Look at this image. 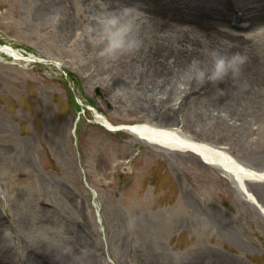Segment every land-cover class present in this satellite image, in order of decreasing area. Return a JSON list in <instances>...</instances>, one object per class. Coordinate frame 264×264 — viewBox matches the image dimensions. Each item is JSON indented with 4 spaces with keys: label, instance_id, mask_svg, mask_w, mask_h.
<instances>
[{
    "label": "rangeland",
    "instance_id": "obj_1",
    "mask_svg": "<svg viewBox=\"0 0 264 264\" xmlns=\"http://www.w3.org/2000/svg\"><path fill=\"white\" fill-rule=\"evenodd\" d=\"M176 1L0 0V42L60 66L0 55V264H264V217L228 177L93 116L175 129L264 171V41L210 37L200 8L222 0ZM162 73L184 78L167 104L148 99ZM247 187L264 206V185Z\"/></svg>",
    "mask_w": 264,
    "mask_h": 264
},
{
    "label": "bare ground",
    "instance_id": "obj_2",
    "mask_svg": "<svg viewBox=\"0 0 264 264\" xmlns=\"http://www.w3.org/2000/svg\"><path fill=\"white\" fill-rule=\"evenodd\" d=\"M236 3L237 2H233L232 0H222L221 5L218 7L212 6L209 9L200 8V10H203L204 13H208L209 17H216L217 20L220 19L227 24H230L231 22H234L235 24L242 23V20H247L248 18L252 22V28L249 30V34L246 33L245 35H236V33L229 31L227 26L222 24L218 25L216 22L219 21L215 19L214 22L216 24L213 22L206 24L208 26L207 29L211 31L209 35L213 39H216V37L219 38L221 36H226L230 39H237L239 42H241L238 45L256 48L260 46L261 42L264 41V16L251 10V7L249 6L250 2L248 0H242V4L240 3L238 5H235ZM176 4L184 6L185 3L179 2L177 0ZM241 25L245 24L242 23ZM167 27L168 26H165L164 28ZM0 54H5L10 56V58H14L15 60L29 61L27 59L25 60L24 57L15 50L8 48L0 47ZM162 76V81L151 86L149 88L150 90L147 91L149 96L148 99L149 101L155 100L158 102L163 98L162 103L167 104L168 102H173L174 99L179 95L181 90L180 86L184 83V78L183 76H169L165 73H162ZM159 95L162 96L159 98ZM166 116L168 123H172L175 120L172 113H169ZM221 119L223 118L220 117V120ZM260 132L262 136L256 141L258 144H261V142L264 144V124L260 126ZM127 133L132 135L136 140L147 145L150 144L151 146L162 147L170 151L180 153L188 152L193 154L205 165L211 166L220 173L226 175L229 180H231L232 184L235 185L236 191L240 193L243 201L255 206L257 208L256 211H258L259 214L264 217V206L261 205L245 187L248 183H259V179L264 180V171L258 173L249 170V168H246L236 160H233L232 157L223 152L221 148H211L199 142L185 139L181 137L178 134V130L175 129H159L150 126L149 124H137L132 128H129Z\"/></svg>",
    "mask_w": 264,
    "mask_h": 264
},
{
    "label": "trees",
    "instance_id": "obj_3",
    "mask_svg": "<svg viewBox=\"0 0 264 264\" xmlns=\"http://www.w3.org/2000/svg\"><path fill=\"white\" fill-rule=\"evenodd\" d=\"M71 82H73L75 85H77V82H76V79L74 77L71 76ZM65 85V82L63 83ZM68 91V90H67ZM69 91H68V95H69ZM71 101H72V98L70 97ZM73 102V101H72Z\"/></svg>",
    "mask_w": 264,
    "mask_h": 264
}]
</instances>
